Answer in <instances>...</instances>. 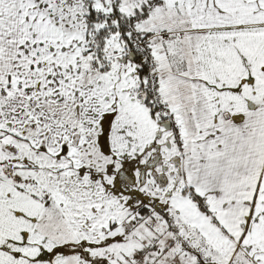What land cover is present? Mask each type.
Here are the masks:
<instances>
[{"label":"snow or ice","instance_id":"obj_1","mask_svg":"<svg viewBox=\"0 0 264 264\" xmlns=\"http://www.w3.org/2000/svg\"><path fill=\"white\" fill-rule=\"evenodd\" d=\"M0 264H264V0H0Z\"/></svg>","mask_w":264,"mask_h":264}]
</instances>
